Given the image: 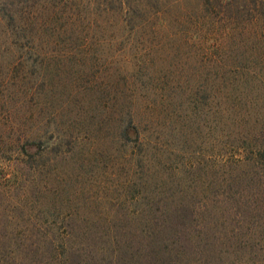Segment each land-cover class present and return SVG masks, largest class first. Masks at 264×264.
<instances>
[{"label":"rangeland","instance_id":"obj_1","mask_svg":"<svg viewBox=\"0 0 264 264\" xmlns=\"http://www.w3.org/2000/svg\"><path fill=\"white\" fill-rule=\"evenodd\" d=\"M126 2L0 0V231L80 234L78 254L99 251L93 264H107L109 236L142 226L131 218L165 197L189 205L195 225L184 260L162 264H264V164L258 210L236 211L248 192L226 184L251 172L238 162L251 155L231 143L236 129L214 116L211 97L215 82L256 93L264 137V41L230 30L219 0ZM242 15L240 26L251 22ZM120 106L147 148L120 137ZM25 141L36 154L22 177Z\"/></svg>","mask_w":264,"mask_h":264},{"label":"trees","instance_id":"obj_2","mask_svg":"<svg viewBox=\"0 0 264 264\" xmlns=\"http://www.w3.org/2000/svg\"><path fill=\"white\" fill-rule=\"evenodd\" d=\"M118 1L119 7H122L121 10H123L124 5L128 4L126 0ZM219 1L220 5H223V9L230 13L228 17L233 16L230 20L232 23H229L230 30L233 32L237 30L239 32H252V30H255L258 31L260 40L264 41V0H252L253 7L239 5L238 0ZM242 1L245 2L246 0ZM126 12L134 14L143 12V10L127 6ZM238 14H243L242 16L249 19L252 17L251 22L248 24L243 23L240 26L237 23ZM213 58L219 63L222 60V57L213 56ZM246 74L254 79V72L249 70L246 71ZM238 80L244 82L241 78ZM230 82L232 87H235L236 77H233ZM214 84V90L211 94L214 116L225 118V121L232 124L236 131L231 134V143L251 155L247 160L238 161L244 165L247 162L251 166V172H247L243 176L241 174L231 176L227 181L226 187L229 194H239L241 196L243 195L241 190L244 188L248 192V195L245 193L247 197L243 198L244 204L236 208L229 207V210L235 208L236 211L255 212L258 210L255 203L258 202L261 190L260 180L263 178L260 174V167L264 164V137L257 127L258 121L254 116L257 95L251 92V96L246 98L244 91L237 92L228 89L223 83L215 82ZM120 108L122 110L117 112L120 122V137L133 142L136 147L141 146L142 149V146H144L147 148L140 129L133 121V114L129 106H120ZM34 146L33 141H25L20 146L19 153L25 159H22L17 172L22 177L27 176L25 170H30L28 164L36 154H31ZM239 188L243 189L238 190ZM4 196H9V192L0 189V199ZM0 206L3 207L1 202ZM146 207L150 212L149 216L144 219L141 217L131 218L133 223L143 220L142 226L134 227L129 231H119L115 235H107L110 236L105 242L111 241L113 249L107 257L106 253L103 252L99 261H107V264H162L165 256L169 257L170 260H184L185 250L182 246L185 240L189 241L191 239V228L195 225L194 217L189 220L184 217V213L190 211L191 207L185 203H174L165 197H154L147 202ZM8 219L4 218V222H9ZM79 236L80 234L73 232L61 234L46 229L22 233L0 231V264H22L23 262L31 264L32 261L30 262L28 259L32 254L39 256L37 264H93L94 256H98L99 251L94 255L89 252L84 256L78 254L82 250L83 244L81 245V242L83 243L87 239L79 238ZM82 236L85 237V234H82ZM85 247L87 248V242Z\"/></svg>","mask_w":264,"mask_h":264}]
</instances>
